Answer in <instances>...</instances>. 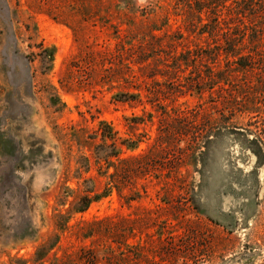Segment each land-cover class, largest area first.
<instances>
[{
	"label": "rangeland",
	"instance_id": "obj_1",
	"mask_svg": "<svg viewBox=\"0 0 264 264\" xmlns=\"http://www.w3.org/2000/svg\"><path fill=\"white\" fill-rule=\"evenodd\" d=\"M126 1L114 0L116 4ZM186 1L128 3L133 9H150L143 25L160 27L167 16L165 32L183 47L203 48L217 39L221 41L198 35L197 30L185 31ZM203 1L190 0V6L194 9ZM95 3L0 0V264H10L12 257L27 264H50L54 259L63 260L64 254L71 256V264H83L76 254L96 264H103L110 256L116 258L112 264H264V88L254 94L258 84L264 85V75L250 79L255 87L249 90L247 101L243 99L236 107L222 109L215 95L212 100L208 92H187L174 103L163 102L169 113L172 108L200 113L197 120L201 124L208 116L217 119L200 138L203 153L189 158L179 170L181 176L189 175L186 188L173 187V180L166 179V170H162L157 173L159 179H137L121 195L113 190L83 213H66L76 194L90 189L101 192L104 179L96 175L92 159L86 172V151H78L63 136L70 127L85 128L90 133L99 121H106L118 137L128 138L132 134L123 117L142 115L141 107L130 109L113 103L106 87L94 82L95 73L89 80L88 69L68 71L70 62L86 44L114 43L107 25L116 24L118 19H107L104 13L113 3L101 5L99 13L94 14L98 16L91 18L89 8ZM207 14L202 11L201 25L207 23ZM104 23L107 25L102 27ZM194 25L195 29L199 27L198 23ZM39 43L54 49L51 65L42 60ZM181 49L176 48V52ZM68 83L80 85L67 90ZM251 101L255 106L248 104ZM241 107L254 112L240 113ZM145 110L152 112L153 119L138 125L131 136L141 140L135 153L146 150L156 136L160 113L148 105ZM174 129L168 145L171 154L176 151L174 142L181 138ZM185 145L183 141L177 143L178 148ZM26 189L31 194L30 202L25 200ZM170 190L179 198L167 199ZM130 191L139 196L126 202ZM57 212L63 218L56 217ZM66 217V228L59 230L55 223L62 226ZM106 218L118 223L119 231L114 235L119 244L112 242V234L80 237L83 222ZM28 227L33 228L32 233L28 234ZM130 228L134 229L133 236ZM22 238L27 240L22 242ZM122 243L143 246L144 251L126 248ZM41 244L46 249L34 255ZM50 247L43 260L36 261ZM82 247L95 253L88 255L80 251ZM109 247L115 252H108Z\"/></svg>",
	"mask_w": 264,
	"mask_h": 264
},
{
	"label": "trees",
	"instance_id": "obj_2",
	"mask_svg": "<svg viewBox=\"0 0 264 264\" xmlns=\"http://www.w3.org/2000/svg\"><path fill=\"white\" fill-rule=\"evenodd\" d=\"M94 1H96L95 5L89 8L91 18L98 16L94 14L99 13L98 8L101 5L113 3L111 10L106 8L105 18L118 19V22L114 25L104 23L102 27L108 26L114 43L112 46L86 44L70 62L68 71L88 69L89 80H92V74L95 73L94 82L100 87H106V91L111 93L110 99L113 103L126 105L130 109L141 107V116L131 114L123 117L131 136H134L138 125L150 123L153 119L152 112L145 110L146 105L155 108V111L160 114L156 136L152 144L141 153H135L141 142L140 139L133 140L131 136L118 137L117 132L106 121H99L97 128L90 133L85 128L70 127V132L63 137L67 136L69 142L75 145L78 151H86L88 162L86 172L90 169L89 160L92 159L96 175L103 178L104 183L101 192L90 189L82 194H76L73 201L69 203L67 214L83 213L91 203L107 197L113 190L121 195L122 190L131 189L137 179L150 176L159 179L160 174L157 173L162 170H166V179L173 180V187L179 190L186 188L189 175L181 176L179 170L187 164L189 158L203 153L200 138L203 133L207 134L208 128L217 119L212 116L204 119L202 116L204 121L201 124L197 120L200 113L183 112L178 108H172L169 113L168 105L163 102L170 100L174 103L176 98L187 92L196 94L208 92L212 100L215 95V102H218L222 109L236 107L239 105L238 102L244 101L243 99L247 101L250 95L249 90L255 87L250 85V79L264 75V0H204L194 9L190 6V0H187L184 3L187 8L184 13L185 31L194 33V30H197L198 35L206 34L207 37L221 39V41L217 39V42L212 45L194 49L181 46L177 43L178 39H170L165 32V29H168L167 16H164L165 23L160 27L146 26L143 23L151 13L150 9L130 8L128 2L131 0L119 4H116L114 0H104L100 3L99 0ZM175 1L180 3V0ZM202 11L208 14L205 18L207 23L201 25ZM118 16H124L127 19L120 20L116 18ZM193 23H198L199 27L195 29ZM156 32L159 33L156 34ZM167 38L170 40L163 41ZM97 46H99L98 49L95 48ZM178 47L182 48L180 52H176ZM37 48L42 60H46L51 65L54 49L44 47L41 43L37 45ZM69 78L67 74V79ZM157 78H161V81ZM78 85L68 83L65 88L71 90ZM161 86L164 88L162 89ZM256 87L255 95L263 92L264 85L258 84ZM248 104L255 106L252 101ZM241 108L240 113L254 112L253 109ZM201 125H205V128L201 129ZM174 127L181 138L176 141L174 139L173 146L176 151L171 154L168 145L171 143L169 138L173 135L171 131ZM60 138L62 139V136ZM182 141L185 142V147L178 148L177 143ZM24 196L26 202H30L31 194L28 189ZM137 196H139L138 192L130 191L126 202L133 201V197L137 198ZM179 196L173 195L172 190L166 194L170 201ZM64 204L65 199L60 205ZM55 216L63 218L60 212H57ZM64 219L62 226L55 223L59 230L66 228L68 217ZM103 225L106 227L101 229ZM133 230L129 229L131 236H133ZM32 231V227L27 228L28 234ZM80 231L82 239L112 234V242L119 244L116 241L117 235H114L119 231L118 223L110 218L83 222ZM27 238H22L21 241ZM123 246L135 247L141 253L144 251V247L140 245L130 246L124 243ZM51 248H48L36 261L43 260ZM116 248L119 250V247ZM45 249V245L41 244L34 255ZM83 250L87 251L88 255L95 253L92 248L82 247L80 251ZM108 252L115 251L109 247ZM122 254L119 253V255ZM70 258V255L64 254L63 260L54 259V262L50 264H56V261H61V264H71ZM76 259L83 264H96V262L91 263L89 258L86 259L77 254ZM113 259L116 258L110 256L103 264H112ZM134 259L139 262L145 261L144 258ZM92 260H94L93 256ZM9 261L10 264H27L26 261L15 257L10 258Z\"/></svg>",
	"mask_w": 264,
	"mask_h": 264
}]
</instances>
